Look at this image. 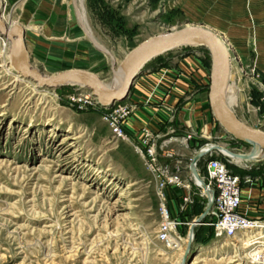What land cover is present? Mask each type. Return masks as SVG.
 I'll return each mask as SVG.
<instances>
[{"label": "rangeland", "instance_id": "rangeland-1", "mask_svg": "<svg viewBox=\"0 0 264 264\" xmlns=\"http://www.w3.org/2000/svg\"><path fill=\"white\" fill-rule=\"evenodd\" d=\"M109 6L93 2V9ZM79 8L83 11L82 0ZM122 9L125 18L116 25L115 19L92 18L95 64L86 70L105 82L112 80L123 56L139 42L183 26L163 21L162 7L153 10L146 2L132 8L125 3ZM9 50L10 42L0 34V264H264L249 258L243 241L216 236L209 215L193 227V239L187 244L193 214L206 202L192 180L193 206L188 219L181 217L187 223L178 231L182 242L169 247L159 240L155 183L133 140L129 135L113 137L103 107L84 87H39L22 78L9 62ZM189 51L203 56L207 98L208 49L192 45L165 55ZM46 53L29 50L31 65L47 75L70 69L52 65ZM156 62L163 60H151L144 68ZM243 70L235 64L232 69L239 96L233 109L246 123L264 129V99H260L264 95L260 88L247 85ZM236 74H242V79ZM252 89L258 104L246 98ZM208 111L213 133L205 130L198 144L215 143L249 155L250 145L227 134L209 105L205 116ZM169 148L173 151L167 163L172 166L178 161L183 177L187 176L193 153L188 154L189 148L182 144ZM262 157L244 161L245 168L229 165L240 175L242 187L252 188L257 179L264 180Z\"/></svg>", "mask_w": 264, "mask_h": 264}, {"label": "crops", "instance_id": "crops-1", "mask_svg": "<svg viewBox=\"0 0 264 264\" xmlns=\"http://www.w3.org/2000/svg\"><path fill=\"white\" fill-rule=\"evenodd\" d=\"M95 1L82 0V16L78 11L79 0H0V4L5 18L9 17L12 23L23 27L28 51L47 52L52 65L81 69L95 64L92 56L93 17L115 19L112 24L116 25L118 20L125 18L122 9L125 3L131 8L143 2L153 10L162 7L163 21L201 25L221 37L228 47L232 69L234 64L246 69L247 85L260 88L264 94V0H98L110 5L107 10L93 9ZM167 53L153 58L163 62L144 68L133 82L122 102L132 107L123 125L134 145L141 141L145 131L158 143H164L162 155L172 153L169 147L180 145L181 137L192 132L194 135L187 142V152L194 154L202 145L198 141L205 137V130L212 134L214 127L209 111L205 116L209 102L204 91L203 56L197 51L165 55ZM236 75L242 79V74ZM231 81L235 82V77L230 79V84ZM208 144L215 143H207L202 149ZM170 157L162 156L160 160L167 162ZM192 206H187L178 215L177 199L170 194L172 216L181 218L184 215L188 219ZM240 210L249 217H264L262 178L257 179L252 188L241 187ZM197 213L193 217H197ZM184 223L187 222L183 220Z\"/></svg>", "mask_w": 264, "mask_h": 264}, {"label": "water", "instance_id": "water-1", "mask_svg": "<svg viewBox=\"0 0 264 264\" xmlns=\"http://www.w3.org/2000/svg\"><path fill=\"white\" fill-rule=\"evenodd\" d=\"M3 15L4 8L0 4V34L10 42L11 51H14L15 48L18 50V55L12 59L15 71L39 87L78 84L95 97L97 103L102 107L123 101L128 96L135 79L143 72L144 66L153 58L175 48L192 45L205 46L211 59L207 97L215 121L235 140L250 145V150L253 147L264 150V129L256 128L243 121L227 103L225 93L229 82L230 54L225 43L212 30L201 25L185 24L179 28L173 27L167 31H161L142 40L123 56L117 69V73L122 74V79L119 83H113L115 77L110 82H105L94 72L81 68L65 69L51 75L44 74L30 63L23 27L12 23L9 19H4ZM202 146L195 151L190 162V171L195 178H200L196 162L209 150H217V146L205 150L202 149ZM234 154L240 156L244 161L255 159L253 155H245L240 152H234ZM199 186L206 191L207 202L203 211L190 223L192 231L193 227L202 221L212 207V196L203 180Z\"/></svg>", "mask_w": 264, "mask_h": 264}, {"label": "built area", "instance_id": "built-area-1", "mask_svg": "<svg viewBox=\"0 0 264 264\" xmlns=\"http://www.w3.org/2000/svg\"><path fill=\"white\" fill-rule=\"evenodd\" d=\"M246 98L249 101L252 100L249 93ZM103 110L104 119L111 129L113 137H127L123 122L130 114V107L125 104H117L115 107H103ZM193 135L192 132L186 133L181 137L180 144L188 147L187 142L193 138ZM164 146V143H158L147 131L144 132L141 141L134 145L147 170L152 173L155 183L158 198L157 210L160 216L157 238L169 247H177L182 242V236L178 231L183 221L179 216L171 215L170 194H173L177 199V212L180 215L187 206L194 202L195 192L190 191V181L192 180L197 187H201L195 183L190 171V163L187 166V176L183 177L184 168L178 164V161L171 166L160 160L161 156H172V153L167 152L162 155L165 151ZM224 156L220 155L218 150L212 149L196 162L198 175L212 196V207L207 214L211 218L209 224L212 225L216 236L222 235L235 242L243 241L246 245L245 252H249V258L264 261V217H249L240 210L241 177L229 168V164H234V166L238 164ZM199 194L204 196L207 202V194L203 188Z\"/></svg>", "mask_w": 264, "mask_h": 264}, {"label": "bare ground", "instance_id": "bare-ground-1", "mask_svg": "<svg viewBox=\"0 0 264 264\" xmlns=\"http://www.w3.org/2000/svg\"><path fill=\"white\" fill-rule=\"evenodd\" d=\"M80 11V15L82 16L83 15V11L82 10H78ZM3 18H5V16L3 15ZM83 18V17H82ZM4 21V20H3ZM221 38V37H220ZM221 40L225 43V41L221 38ZM226 45V43H225ZM227 46V45H226ZM228 48V47H227ZM18 55V50L17 48L14 49V51H11V48L9 50V58H10V64L13 68V70H15L14 66L12 65V59L15 58L16 56ZM231 69H232V64L230 63V72H229V82H228V85H227V88H226V93H225V97H226V100H227V103L229 104V106H231L233 108V105L237 103L238 101V86L235 82H232L230 84V79L234 80V75L231 73ZM18 75H20L22 78H24L20 73L17 72ZM115 80L113 81V83H119L122 79V74L121 73H117V70L115 71ZM25 79V78H24ZM70 83H74V82H70ZM77 83V82H75ZM36 84V83H35ZM37 85V84H36ZM38 86V85H37ZM213 146H217V149L223 153V155H226L230 158L231 161L239 164V165H245L244 163V160H242V158L236 154H234V152L230 151L229 149H226L224 147H222V145H218V144H208L207 146H205L203 148V150L205 149H208L210 147H213ZM245 154V153H243ZM247 155V154H245ZM249 155H253V157H259L260 155H263L264 157V150L259 148V147H253L251 149V152ZM262 157V158H263ZM260 158V160L262 159ZM253 161H259V159L255 158L253 159ZM194 180H195V183L199 186L202 184V179L201 178H198V177H194ZM242 187V186H241ZM205 191V190H204ZM192 233V234H191ZM190 240L193 238V231L190 232V236H189ZM260 261V260H259Z\"/></svg>", "mask_w": 264, "mask_h": 264}, {"label": "trees", "instance_id": "trees-1", "mask_svg": "<svg viewBox=\"0 0 264 264\" xmlns=\"http://www.w3.org/2000/svg\"><path fill=\"white\" fill-rule=\"evenodd\" d=\"M158 57H160V56H158ZM158 57H156V58H158ZM255 95H256V93L254 92V89H252V91H251L252 101L254 102V104H258L260 102H258L257 97ZM229 165H231V164H229ZM232 172H234V171H232ZM234 173H236V172H234ZM203 207H204V205L203 206H200L201 209H199L197 211L198 212L197 214H200L202 212Z\"/></svg>", "mask_w": 264, "mask_h": 264}]
</instances>
